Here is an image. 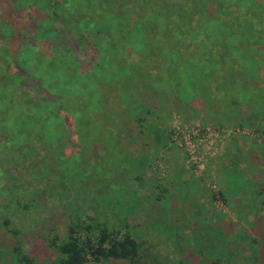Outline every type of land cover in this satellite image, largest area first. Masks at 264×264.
<instances>
[{
    "label": "trees",
    "instance_id": "1",
    "mask_svg": "<svg viewBox=\"0 0 264 264\" xmlns=\"http://www.w3.org/2000/svg\"><path fill=\"white\" fill-rule=\"evenodd\" d=\"M263 10L264 0H0V88L15 91L12 110L0 100V169L10 164L5 159H14L30 171L38 151L45 153L42 161L51 159L55 166L50 174L38 177L48 190L27 184L19 168L15 171L22 189L10 193L0 185V264H37L22 247L24 231L39 223L37 214L24 212L28 208L24 197L28 192L62 196V190L55 187L62 185L59 179L67 178L60 170L61 162L70 160L76 168L67 184L72 183L79 195L85 194L88 189L78 168L98 150L94 146L97 137L104 134L122 144L126 152L120 154L128 166L124 177L143 182L146 163L131 150L147 152L150 143L146 139L151 135L147 129L160 123L158 115L165 103L184 111L195 110L193 106L199 104L224 117L240 116V128H257L259 105L250 114L240 106L264 101ZM132 53L139 55L135 63L127 61ZM101 55H111L109 68L98 61ZM151 59L155 68L148 70ZM212 81L217 85L218 101L209 88ZM133 96L141 99L142 110L135 120L127 118ZM71 102L79 111L63 108ZM10 120L14 127L9 131ZM86 135L91 143L84 139ZM169 163L177 169L175 159ZM226 173L219 179L224 201L225 193L235 192ZM234 181L236 190L250 185L242 177ZM251 190L263 202L264 184ZM167 191L165 188L164 194ZM199 195L198 191L186 198L183 195L186 202L179 200L177 205L191 210L190 203ZM154 197L156 201L143 204L125 228L133 220L137 227L150 217L156 202L165 198ZM95 211L99 221L97 207ZM26 217L32 224H26ZM105 219L93 225L79 217L54 236L40 233L54 253L55 260L49 264L91 260L137 264L143 235L138 234L139 239L128 230L110 231ZM202 226L197 224L193 233L194 240L199 235L195 243H206L203 247L215 244L207 264H221L217 240L207 231L210 226Z\"/></svg>",
    "mask_w": 264,
    "mask_h": 264
},
{
    "label": "rangeland",
    "instance_id": "2",
    "mask_svg": "<svg viewBox=\"0 0 264 264\" xmlns=\"http://www.w3.org/2000/svg\"><path fill=\"white\" fill-rule=\"evenodd\" d=\"M262 12L264 17V10ZM132 22L133 19H131ZM138 60L139 55L136 53H132L127 59L129 63H135ZM98 61L105 64L107 68L112 64L111 55H101ZM155 64L151 59L148 70L154 69ZM2 79L4 80V75H2ZM2 79L1 81L4 83L5 80ZM216 87L214 81L210 82L211 94L218 101L219 95ZM14 93L15 91L10 92L8 86L0 88V100L7 109L11 108ZM128 103L131 106L128 107L127 118L135 120L142 112L141 99L133 96ZM256 105H259V109L261 108L260 114L255 115L258 129L248 126L240 128L238 126L242 121L240 116L224 117L222 112H211L209 108L204 109L199 104L193 106L195 110L190 108L188 111H184L178 109L174 104L165 103L164 109L158 115L160 123L156 128L153 126L154 128L147 129L148 135L151 134L150 137L148 136V140L146 139L150 143L147 152L140 154L135 153V149L131 150L137 158L140 157L147 164L144 163L147 171L143 175L145 179L143 182L131 178L130 173L128 174L129 179L124 177L128 166L124 162V155L120 154L126 152L122 144L113 143L104 137V134L97 137L94 146L98 150H93L92 156L87 158L88 161L85 159L84 165L81 163L78 168L83 172L81 179L84 180L83 183L88 189L85 194L79 195L77 189L71 187L72 183L67 184L68 175H71L72 169L76 168L74 161L70 160L61 162L60 170L64 171L67 178L59 179L62 185L55 187L62 190V196L45 197L35 192H31L32 195L30 192L25 195L24 200L28 208L24 212H33L34 217L37 214L39 223L38 227L28 228L24 231L23 251L32 255L35 263L49 264L55 260L54 253L39 237L40 233L54 236L56 231L65 230L64 226L68 222H77L79 217L84 222L91 221L93 225L106 218L105 222L110 231L125 232L128 230L133 236L143 235L144 239H140L138 236L143 241V247L137 264H207L212 259L211 255L215 251V244L214 247H203L206 243H201V245L200 242H198L199 244L195 243L199 238V235L196 234L194 240L193 233L197 229V224H202V228L210 226L211 230L207 231L212 232L213 240H217L221 252L219 259L221 264L264 263V199L263 202L256 200L255 191L251 190L255 186L264 184V110H262L264 101L254 102L251 105L244 104L240 106V110L242 112L248 110L250 114ZM65 107L69 112L72 109L79 111V108L72 102L64 104L63 108ZM223 119L231 124H225ZM10 121L9 131L12 126L14 127V121ZM178 124L210 126L216 130L231 132V134L222 139L217 147L218 153L213 157H211V153L216 151V144L213 145L214 149L209 150V142H203L202 136H200L197 141L198 149L206 160V168L196 174L191 165L186 164L187 157L184 150L172 142V132L176 130L175 126ZM5 128H8V125H5ZM237 129H247L249 134H233ZM84 139L89 142L90 138L86 135ZM164 140L167 141L166 144H164ZM71 151L73 152V150ZM37 153V163L31 166L33 169L30 171L20 161L5 159L10 164L0 169V185H5L10 193L22 189V181L15 171L19 168L18 173H23L27 178V184L31 183L36 188L48 190L43 187L42 181H38V177L45 176L48 172L50 174L55 166L51 159L47 163L45 160L42 161L44 152L38 151ZM204 158L203 163L205 162ZM173 159L178 163L177 169L169 163ZM13 169L16 176H13ZM223 173L231 177V185L234 186L232 191H235L233 194L225 193L227 198L224 202L228 213H223L214 205L211 200V190L207 185L212 177H215L219 185V179ZM240 177L244 181L249 180L250 185H245L247 188L236 190L238 187L234 184V180ZM172 183H175L176 186L172 187ZM164 187L168 189L165 194ZM219 188L221 189L220 186ZM194 191H198L200 195L190 203L192 209H185L181 206L182 210L177 202H186L183 195L186 198ZM156 194L164 195L165 198L156 202L157 207L151 208L150 217L137 227H135L136 221L133 220L131 222L133 224L125 228V224H129L130 217L135 216L138 209L140 213L143 204L156 201L154 197ZM39 207L42 208L40 211ZM96 207L97 215L100 216L99 221L95 216ZM24 221L26 224H32L30 217H26ZM207 231H204V234ZM209 244L212 245V242L209 241ZM86 264L131 263L125 260L98 263L91 260Z\"/></svg>",
    "mask_w": 264,
    "mask_h": 264
},
{
    "label": "built area",
    "instance_id": "3",
    "mask_svg": "<svg viewBox=\"0 0 264 264\" xmlns=\"http://www.w3.org/2000/svg\"><path fill=\"white\" fill-rule=\"evenodd\" d=\"M175 131L172 132V142L175 145H178L181 149L184 150L187 161L186 164L191 165L194 172L197 174L203 171L206 168V160L204 156L201 154L198 145V140L200 136H202L203 142H209V150L214 149L213 145L216 144V151L211 153V157L217 155V147L222 142V139L228 137L231 132L228 131H221L216 130L215 128H211L210 126H203L200 127L199 124L197 125H176ZM233 134H249L247 129H237L233 132ZM186 136V138H184ZM204 158V163H203ZM207 185L209 186L211 193L214 196V205L221 210L223 213H228V208L225 205L224 200L220 196V188L215 179L212 177L208 182Z\"/></svg>",
    "mask_w": 264,
    "mask_h": 264
}]
</instances>
